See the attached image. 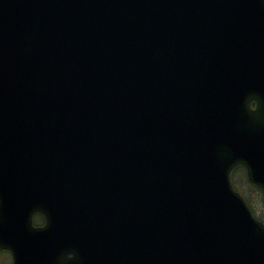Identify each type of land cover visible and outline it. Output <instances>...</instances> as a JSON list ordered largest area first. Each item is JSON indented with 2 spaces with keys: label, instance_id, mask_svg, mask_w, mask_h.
I'll use <instances>...</instances> for the list:
<instances>
[{
  "label": "water",
  "instance_id": "water-1",
  "mask_svg": "<svg viewBox=\"0 0 264 264\" xmlns=\"http://www.w3.org/2000/svg\"><path fill=\"white\" fill-rule=\"evenodd\" d=\"M237 165L264 202V0H0L13 264H264Z\"/></svg>",
  "mask_w": 264,
  "mask_h": 264
},
{
  "label": "rangeland",
  "instance_id": "rangeland-1",
  "mask_svg": "<svg viewBox=\"0 0 264 264\" xmlns=\"http://www.w3.org/2000/svg\"><path fill=\"white\" fill-rule=\"evenodd\" d=\"M245 172L244 169L240 172H236L235 175H233L235 181L241 185V188L243 190V192H245L247 198H249L250 200V204L253 211L255 212V214H257V216H262L264 218V202H263V197L262 195L260 196V193L258 194V192L256 193L255 189L253 190V188L247 187L244 185V181H245ZM240 177V178H239ZM243 180V181H242ZM255 194H257V196L255 197ZM264 220V219H263ZM12 263V259L10 262V253H0V264H11Z\"/></svg>",
  "mask_w": 264,
  "mask_h": 264
},
{
  "label": "trees",
  "instance_id": "trees-1",
  "mask_svg": "<svg viewBox=\"0 0 264 264\" xmlns=\"http://www.w3.org/2000/svg\"><path fill=\"white\" fill-rule=\"evenodd\" d=\"M256 193L258 192V194L261 192V191H255ZM257 196V194H255V197ZM245 199H246V201L247 202H249L250 203V200H249V198H247V197H245ZM255 213V212H254ZM258 218H259V220L261 219V220H263L264 218L262 217V216H258ZM264 221V220H263ZM39 222V220L37 219L36 220V223H38Z\"/></svg>",
  "mask_w": 264,
  "mask_h": 264
},
{
  "label": "flooded vegetation",
  "instance_id": "flooded-vegetation-1",
  "mask_svg": "<svg viewBox=\"0 0 264 264\" xmlns=\"http://www.w3.org/2000/svg\"><path fill=\"white\" fill-rule=\"evenodd\" d=\"M243 169H244V168H243ZM244 170H245V169H244ZM246 172H247V170H246ZM40 215H41V214H40ZM41 216H42V215H41ZM42 217H43V216H42ZM42 217H41L40 223L44 225V224H45V223H44V222H45V219H44V217H43V218H42Z\"/></svg>",
  "mask_w": 264,
  "mask_h": 264
}]
</instances>
